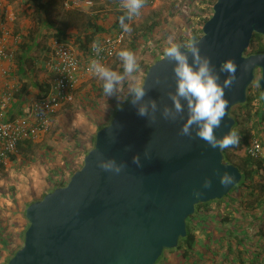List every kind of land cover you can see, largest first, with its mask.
Segmentation results:
<instances>
[{
  "label": "water",
  "instance_id": "obj_1",
  "mask_svg": "<svg viewBox=\"0 0 264 264\" xmlns=\"http://www.w3.org/2000/svg\"><path fill=\"white\" fill-rule=\"evenodd\" d=\"M254 33L264 36V0H215L194 40L217 71L226 60L237 66V79L224 92L228 105L214 129L217 137L234 126L231 109L246 102L255 79L264 94V53L245 52ZM172 67L163 56L149 66L141 83L145 100L157 102L154 122L139 116L127 100L96 132L92 148L66 184L27 205L23 244L7 264H155L186 236V219L197 204L223 198L241 181L240 170L224 162L222 150L194 132L190 138L180 135L183 119L161 117L159 109L171 107L167 93L175 90ZM220 75L222 81L226 74ZM98 156L122 163V171L101 170ZM224 172L233 177L227 186L219 183ZM205 177L211 181L208 189L201 187ZM194 190L202 195L193 196Z\"/></svg>",
  "mask_w": 264,
  "mask_h": 264
},
{
  "label": "trees",
  "instance_id": "obj_2",
  "mask_svg": "<svg viewBox=\"0 0 264 264\" xmlns=\"http://www.w3.org/2000/svg\"><path fill=\"white\" fill-rule=\"evenodd\" d=\"M55 1L43 3V0H27V2H29L33 7H35V11L38 15H45L46 22L44 23H47L48 27L53 31V36L56 38V40L59 42H73V44L76 45V47L78 48L80 53H82L83 56L87 55L89 45L97 41L99 39L100 34L106 31L110 33V31L122 30L120 24L118 23V17L123 15L124 10L115 9L114 21L112 26L110 28H106L104 25L106 16H103L102 13L106 12V9L111 6V3H108V5L105 4L104 6H99L98 4L91 10H68L65 16L67 23H65L64 26L63 23L60 26H56L55 21L52 20L54 16L51 14L54 10L55 5L53 3ZM180 1L191 3L190 0H173L171 4L173 10H176V8H178L177 5L178 3H180ZM214 1L215 0H200L197 3L195 9L192 10V12L190 13V17H186L185 15H183L184 13H186V11L179 12V10H177L178 13L182 16V18H184V20L186 21L187 28L185 31L178 34L177 38L174 39V43L187 45L190 42L198 39V37L201 35L203 23L212 14V6ZM151 2L152 0H144V6L149 5ZM208 8L211 9L210 13H208ZM126 23H128V21H126ZM67 26H75L76 33L74 34V36H71L69 33L66 32ZM157 26L158 24L155 21L151 24H148L147 26H144L141 29H136L131 24V38L126 43V49L132 51L135 55L138 49H142L145 55L149 53V55L152 54L151 56L154 57L160 55L158 56V59L162 58L164 56V49L168 46L169 43L166 42L165 45L162 46L161 43L163 41L160 42L158 40V48L152 49L147 46L154 37V30ZM29 39L32 40V43L34 44L35 49H37L38 52L35 55L32 54L31 47L28 45V42H25V40L20 41L15 51V65L19 79H21L23 76H26L27 72L30 70H34L35 72L40 74L43 73L45 71V68L42 65L40 67H37V60H45L48 59L49 56V54H44L47 51V47L45 48L44 46H42L40 38L35 40L32 36H30ZM160 47H162V49ZM245 52L247 54L264 53V36L258 33H254L249 43V46L247 47ZM120 61L121 60L119 58L117 64L120 65ZM149 66L150 64L144 65L143 70L145 73ZM29 86L38 87L40 92L48 90L49 87L47 83L41 80H37ZM26 88V85L23 84L20 91L14 95L11 107V112L13 114L21 113L22 104L26 100L24 97V92L26 91ZM117 92H119L118 88L116 93ZM85 93L86 96L83 98V100L86 101L92 108L94 107L98 110H102L103 108H101V105L104 102L106 105V108L104 110L109 111V114L112 113V116H114V114L118 111L120 107L119 104H124L127 101L124 99L129 98V95H123L120 98L118 94L106 96L103 92V84L98 86H96L95 84L93 85V87H91V89L87 90ZM263 96L264 94H262L259 89L258 81L257 79H255L247 88L246 102L243 104H237L231 109V115L235 120L232 130L237 131L239 133L240 141L238 145L222 150L223 160L226 163H232L236 165L242 174V178L241 181L236 186H234L226 196L221 199L214 200V203L216 202L217 204H222V210L225 211L223 215H221L220 212L214 211L215 215H218L217 218H219L217 222L224 223L226 221L228 223L232 222L233 224L232 227L227 228H231L228 231L230 232V234L235 229V221L237 220L236 218L231 219V216H233L234 214L232 212L242 211L241 213L243 215L256 216V210L261 207L264 201V163L261 161L251 160L245 154V147L250 136L259 133L260 130H264ZM114 98H116V100H114ZM73 108L74 107L72 106V109ZM106 124H108V121L104 122V124H100L98 129L102 128ZM94 140L95 137L93 141ZM32 144V140L20 141L18 143L17 154L20 153L22 155H25L24 153L27 151V149L30 148ZM17 154L11 155L9 157V160L14 162L16 160ZM69 156L70 152H68L67 155H64L63 164L60 167L52 169V173L55 176L50 180L51 188L47 192H45L43 196L46 193L53 191L55 188L64 186L66 184L67 181H65L63 174L65 168L67 169L70 166ZM81 165L82 163L78 167L76 166V168H73V170L69 174L72 175L76 170L81 167ZM3 167V165H0V169ZM247 189L253 191L254 195L252 197H241L240 194L239 197L236 196L237 192ZM237 199H241V203H239ZM225 200H227V203L225 202ZM211 202H213V200L207 203H199L195 206L194 213L188 216L186 219V236L179 239L177 247L173 249L164 250L163 254L165 251H180L182 253V258L186 261V264H188L187 257L197 258L198 254H200V252L202 251L212 254L211 264H228L229 260H236L237 262L240 261L242 263V251L238 250L235 247V244L231 239L225 238L222 228H218L217 232H213L214 229L209 228L212 231L208 234L203 230V228H199V226L197 225H203L202 223L204 221L208 222L210 219L213 218L212 216H214V214L210 213V209H207ZM201 238L207 239L205 241V249L198 248L200 246L199 242L201 241ZM211 242L213 246H210ZM238 242H240L239 239ZM15 252L16 250L12 252V255ZM219 255H221V260H217ZM161 256L159 257V259H161ZM159 259L156 261L155 264H163L164 259L161 261H159Z\"/></svg>",
  "mask_w": 264,
  "mask_h": 264
},
{
  "label": "rangeland",
  "instance_id": "obj_3",
  "mask_svg": "<svg viewBox=\"0 0 264 264\" xmlns=\"http://www.w3.org/2000/svg\"><path fill=\"white\" fill-rule=\"evenodd\" d=\"M158 1L160 2L159 4L164 7H166L165 5L167 2H170V0ZM190 1L191 3L180 1L176 10H179V12L186 11L183 15L190 17V13L195 9L200 0ZM208 9V13H210L211 9ZM111 10H113V7H108L106 12H111ZM55 13L56 11L52 12L53 16ZM166 16H168L167 13L162 17L165 18ZM24 19L27 18L25 17ZM181 23L187 28L186 22L181 21ZM131 24L136 29L144 27L141 19H138ZM180 29V24L174 27V32L167 36V43L170 41L174 42V39H176V36L178 35L176 33L180 31ZM131 32H126V38L122 47L119 48L115 57L106 64V67L124 75V80L117 85L119 92L116 94H118L120 98L123 95L128 96L132 86L142 83L145 76L143 70L144 65L153 64L158 60V56H160L158 55L157 57H154L151 56L152 54L149 55V53L145 55L142 49H138L135 56L137 63L139 64V70L131 75L124 74L122 62L120 61V65L117 64L119 59L118 53L119 51L126 49V43L131 38ZM41 44L46 45V42L45 44L43 42ZM154 48H158L157 45L152 47V49ZM160 48L162 49V47ZM98 79L99 78L96 77L93 81H97ZM101 84H103V81L99 79V84L97 81L96 86ZM83 91L84 90L81 88L79 92L80 94L78 93V97L76 95L71 103L74 107L73 111H67V105L55 116L47 136L42 140L33 142L30 148L24 153L25 155L18 153L14 162L9 161L0 169V264H7V259L9 260L11 258L12 252L14 250L17 251L22 246L24 232L28 224L24 215L25 208L30 202L41 199L43 194L51 188L50 180L55 176L52 173V169L60 167L63 164L64 155H67L68 152H70V166L67 169L65 168L63 174L65 181H68L71 176L69 173H71L73 168H76V166L78 167L82 163L83 157L86 154L85 152H88V150L92 148L94 144L93 139L96 132L99 130L98 127L100 124H104V122L107 121L109 123L113 117L112 113L109 114V111L104 110L106 108L104 102L101 105V108H103L102 110L104 111L100 109L98 110L94 107L92 108L83 100L86 96V93H83ZM114 100H116V98H114ZM122 105L123 103L119 104L120 107ZM239 194L241 197H252L254 195L253 191L248 189L237 192L236 196L239 197ZM237 200L241 203V199ZM225 202L227 203V200H225ZM221 205L222 204H217L216 202L214 203V200L209 204L207 209H210V213H213L214 216H212L213 218L208 222L204 221L202 223L203 225L197 224L199 228H203L208 234L212 231L209 228H213L214 230L222 228L224 231L227 222H217L219 218H217L218 215H215L214 212L217 211L223 215L225 211L222 210L223 206L221 207ZM241 212H232L234 214L231 216V219H240V215H242ZM237 214L239 216H237ZM243 224L244 222H241V225ZM200 240V246L198 248L205 249V241L207 239L201 238ZM210 246H213L212 242L210 243ZM181 254L180 251H165L159 261L164 259L163 264H186V261L182 258ZM211 257L212 254L201 251L197 258L187 257V260L188 264H208L211 261ZM220 258L221 255H219L217 260Z\"/></svg>",
  "mask_w": 264,
  "mask_h": 264
},
{
  "label": "built area",
  "instance_id": "obj_4",
  "mask_svg": "<svg viewBox=\"0 0 264 264\" xmlns=\"http://www.w3.org/2000/svg\"><path fill=\"white\" fill-rule=\"evenodd\" d=\"M97 3L98 0H62V7L91 10ZM120 5L121 0H116L110 7L123 10ZM125 38L126 32L123 30L107 33L93 42L102 49L99 55L93 51L92 43L84 57H79L66 43H55V48L48 56V62L46 61L47 68L53 73L48 81V90L35 96H28L25 91L26 100L22 104L21 113L13 114L12 100L23 85L15 65V51L21 39L18 35L12 36L8 29H1L0 165H6L10 161L9 157L17 154L20 141L34 140L50 130L52 118L58 110L75 99L79 78L85 74H92L88 70L90 61L95 59L106 66L122 47ZM48 69H44V74ZM245 154L251 160L264 163V143L254 135L250 136L245 147ZM256 212V216L242 214L240 219L236 218V226L231 234L228 232L231 228H227L232 227V222L225 224L226 229L223 231L225 238L231 239L235 247L242 251V263L229 260L228 264H264V201ZM241 222L244 224L241 225ZM208 264H211V261Z\"/></svg>",
  "mask_w": 264,
  "mask_h": 264
},
{
  "label": "clouds",
  "instance_id": "obj_5",
  "mask_svg": "<svg viewBox=\"0 0 264 264\" xmlns=\"http://www.w3.org/2000/svg\"><path fill=\"white\" fill-rule=\"evenodd\" d=\"M120 6L124 12L118 17V23L124 32H131V25L126 21L130 22L140 14V10L144 7V0H121ZM197 44L196 41L187 45L170 41L164 49L165 58L173 65L175 90L167 93L171 100V107L165 104L159 112L165 120L175 121L178 117L183 119L179 129L180 135L190 138L194 132L195 136L205 141L209 147L218 150L228 149L239 144V133L230 128L227 134L217 137L214 129L220 127L225 117L228 101L224 92L236 81L237 66L234 61L226 60L220 64L217 71L210 58L201 54ZM92 48L97 55L102 51L97 43H93ZM189 54L191 62H189ZM118 56L122 62L124 74L131 75L139 70V64L132 51L121 50ZM88 70L103 81V92L106 96L116 95L117 85L124 80V75L111 70L95 59L90 61ZM221 73L226 74L222 81ZM156 83H159V78L156 79ZM146 94L144 85L137 84L130 88V98L124 100H130L137 114L146 117L151 123L156 119L155 113L158 105L155 100H145ZM185 112L186 116H182L181 114ZM132 160L137 166L140 165L138 156L134 155ZM97 166L103 171L115 174H119L124 167L122 163H117L113 158L105 159L99 156ZM232 181L233 177L230 173L224 172L219 175L221 186H227ZM201 187L210 188V179L205 177ZM200 195H202L201 190L193 191V196Z\"/></svg>",
  "mask_w": 264,
  "mask_h": 264
},
{
  "label": "crops",
  "instance_id": "obj_6",
  "mask_svg": "<svg viewBox=\"0 0 264 264\" xmlns=\"http://www.w3.org/2000/svg\"><path fill=\"white\" fill-rule=\"evenodd\" d=\"M51 1H55V0H43V3H49ZM115 1L116 0H98L97 5L99 4V6H104L105 4L108 5V3L113 4L115 3ZM172 1L173 0H170V2H167V4L165 5L167 7L166 8L164 6H161L158 0H152V2L149 5H145L140 10V14L138 16H136L130 22L131 24L132 22H135L138 19H141L144 26H147L148 24H151L154 21L158 24V26L154 30V37L152 38L151 42L147 45L149 48H152L155 45H157L158 40L160 42L163 41L161 45L164 46L168 39L167 36L174 32L173 29L178 24H180L181 29L176 34H180L186 30V28L181 23V21L183 22H186V21L184 20V18H182V16L178 13L177 10L172 9V5H171ZM53 4L55 5L53 11H56V13L52 20L55 21L56 26H60L62 23L64 26V24L67 23V20L65 17L66 12L68 10H75V9H64L62 7V0H56ZM114 11H115V8H113L111 12L107 11V12L102 13L103 16H106V19L104 21V25L106 28H110L113 24ZM165 13H167L168 16L164 18L162 16H164ZM25 17L27 19H24ZM44 22H46L45 15L44 14L38 15L37 12L35 11V7H33L29 2H27V0H0V31L3 28L8 29L10 30V33L12 34V36L18 35L21 40H25V42L27 41L28 45L31 47L32 54L35 55L37 54L38 51L37 49H35V46L32 43V40L29 39L30 36H32L35 40L40 38L41 43L43 42L45 44L46 42V45H42L45 48L47 47V51L44 54L50 55L51 52H53V49L55 48V43H66L74 49L75 53L78 54L79 57L83 56L82 53H80V51L76 47V45L73 44V42L57 41L56 38L53 36V31L48 27L47 23L45 24ZM66 32L69 33L71 36H74V34L76 33L75 26H67ZM110 32H113V31H110ZM107 33L109 32L107 31L103 32L102 34L99 35V38ZM47 60L48 59H45V60L38 59L36 66L40 67L42 65L47 70L48 69ZM44 72L40 74V73L35 72L34 70H30L27 72L26 76H23L21 78L22 84H25L27 87L26 95L35 96V95L40 94L38 87L29 86L35 81L41 80L48 84V81L50 80L51 75L53 73L49 71V69L47 73L44 74ZM94 78H96V76L93 74L82 75L79 78L78 83H77L75 97L76 95L78 97V93L80 92L81 88L84 90L83 91L84 93L87 90L91 89L93 85L95 84L97 85V81L99 84V79L97 81L96 80L93 81ZM66 106L68 107L67 111L69 112L73 111L71 103H68V104L63 105L58 110L56 115L60 113L61 110ZM56 115H54V117L52 118V122ZM47 133L40 135L38 138L32 141L35 142V141L42 140L45 136H47ZM254 136L260 139L264 143V130H260V132L254 134ZM217 231L218 229L214 230L213 232H217Z\"/></svg>",
  "mask_w": 264,
  "mask_h": 264
}]
</instances>
